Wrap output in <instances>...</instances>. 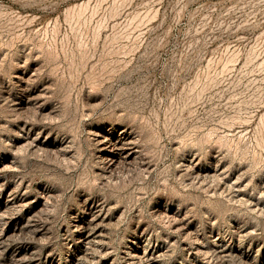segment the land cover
Returning <instances> with one entry per match:
<instances>
[{"label": "rangeland", "instance_id": "1", "mask_svg": "<svg viewBox=\"0 0 264 264\" xmlns=\"http://www.w3.org/2000/svg\"><path fill=\"white\" fill-rule=\"evenodd\" d=\"M0 264H264V0H0Z\"/></svg>", "mask_w": 264, "mask_h": 264}, {"label": "bare ground", "instance_id": "2", "mask_svg": "<svg viewBox=\"0 0 264 264\" xmlns=\"http://www.w3.org/2000/svg\"><path fill=\"white\" fill-rule=\"evenodd\" d=\"M123 139L124 138L120 139L119 142L115 141V142H108L107 143L106 139L102 141L103 144H102L101 149L107 153L109 163L113 164L119 160H122L124 162V161H128L131 158L132 151H133L132 146L128 148V152L122 153L119 159H117V157L115 156V153L117 150L125 149L128 147V145H130L132 143L131 141H128V144H126L124 141L122 142ZM123 143H125V144H123Z\"/></svg>", "mask_w": 264, "mask_h": 264}]
</instances>
